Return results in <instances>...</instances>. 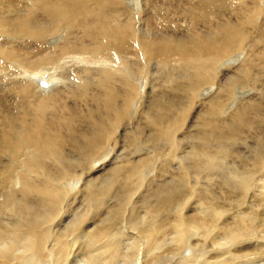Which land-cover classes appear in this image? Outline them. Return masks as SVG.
Here are the masks:
<instances>
[{"label": "bare ground", "instance_id": "1", "mask_svg": "<svg viewBox=\"0 0 264 264\" xmlns=\"http://www.w3.org/2000/svg\"><path fill=\"white\" fill-rule=\"evenodd\" d=\"M263 1L0 0V264L264 259Z\"/></svg>", "mask_w": 264, "mask_h": 264}, {"label": "rangeland", "instance_id": "2", "mask_svg": "<svg viewBox=\"0 0 264 264\" xmlns=\"http://www.w3.org/2000/svg\"><path fill=\"white\" fill-rule=\"evenodd\" d=\"M196 1H198V0H123V4H124V7H125V9H127L128 11H134L135 10V8L136 9H138V8H141V3H142V5H143V12H142V15H144L145 14V21L143 20V22H144V25H145V28L147 29V30H149V33H151L150 34V36L152 35V36H156L157 35V33H159L158 35H162V34H166L167 32H169V33H174V32H176V33H174V34H176V36H180V37H188V35H190V37L192 36V32H190L189 30H187L188 28L186 27V24H187V22L184 20V16H183V14H184V12L183 11H187V12H192L193 11V9H195V6H193V5H191L192 6V9L190 8L191 6H188L189 4H194V2L196 3ZM141 2V3H140ZM152 2V3H151ZM264 2V1H263ZM151 3V4H150ZM183 3V4H182ZM159 4V5H158ZM133 5H134V8H133ZM145 5V6H144ZM187 5V6H186ZM154 6V7H153ZM184 7H188V8H184ZM132 8V9H131ZM178 8V9H177ZM156 9H158V11H160V13L158 12V11H155ZM162 9V10H161ZM191 9V10H190ZM150 10V11H149ZM147 11V12H146ZM135 12V11H134ZM133 12V13H134ZM170 12V13H169ZM172 12V13H171ZM157 13V14H156ZM171 14V15H170ZM157 15H159V16H157ZM149 17V18H148ZM232 17V18H231ZM234 17H236V18H234ZM174 18V19H173ZM178 18H179V20H178ZM171 19H173V20H178V22L176 21H173V22H175V23H170L171 21ZM229 19H237V16L234 14L233 16L232 15H230V17H229ZM158 20V21H157ZM159 20H161V22L159 21ZM163 21V22H162ZM186 23H185V22ZM146 22V23H145ZM181 22V23H180ZM157 23V24H156ZM263 23H264V20H263ZM162 24V25H161ZM156 25V26H155ZM175 27H176V29H175ZM177 27H179V28H177ZM174 29V30H173ZM207 29V30H206ZM152 30V31H151ZM202 30L204 31V32H210V30H211V27H209V26H206V27H203L202 28ZM151 31V32H150ZM189 31V32H188ZM156 34V35H155ZM3 35V34H2ZM160 35V36H161ZM19 38V37H18ZM53 37H51L50 39H52ZM189 38V37H188ZM31 39V38H30ZM54 39V38H53ZM260 48V50L258 49V52H263L264 53V51H262L263 50V47L261 48V46H256V48L255 49H257V48ZM262 49V50H261ZM240 53L239 52H237V53H235L233 56H234V58L236 59L237 57H238V55H239ZM173 57V56H172ZM176 57V56H175ZM177 58V57H176ZM235 65V64H234ZM234 67V66H233ZM229 68V69H231V70H234L236 67H234V68ZM259 69V74H260V76L264 79V70H262V69H260V68H258ZM232 73V72H231ZM158 75V74H157ZM234 75H236V73L234 72ZM1 81V80H0ZM162 83V82H161ZM163 84V83H162ZM2 84L0 83V100L2 99L3 101H5L4 103L6 104V107H7V109L8 110H10V111H12L11 109H13V110H15V112H16V108H13L14 107V105L13 104H15V102L17 101V97L16 96H18L17 95V93H15V94H12V93H10V92H8L7 90H6V88L4 87V89L2 88ZM2 88V89H1ZM164 88L165 89H167L165 86H164ZM162 86L159 88H157V91H162V89H164ZM159 89V90H158ZM164 89V90H165ZM201 89V88H200ZM249 89H251V88H248V89H246V90H249ZM245 90V91H246ZM3 91H5V92H3ZM199 92H201L200 94H202V92H203V89L202 90H199ZM14 95V97H12V96ZM250 96V94H246V95H244V96H242V97H240L239 98V100L241 99H244V98H247V97H249ZM2 97V98H1ZM6 97V100L4 99ZM16 97V98H15ZM69 98H65L64 99V101L68 104V105H70V107L72 108V105H74V109H79L80 107H82V106H80L79 105V107H78V104H88L90 101H88V102H82V101H80L79 100V102H77L78 101V99L79 98H75V97H71V96H68ZM257 98H259L260 100H262L263 99V97L261 96V95H257ZM10 99V100H9ZM68 100V101H67ZM7 101V102H6ZM75 101V102H74ZM14 102V103H13ZM70 102V103H69ZM73 102L75 103V104H73ZM11 103V104H10ZM91 103V102H90ZM10 104V105H9ZM72 104V105H71ZM92 104V103H91ZM75 105H76V107H75ZM11 106H12V108H11ZM2 114L3 115H5V113L4 112H2ZM49 116H50V114H49ZM191 116V115H190ZM65 134H66V132H65ZM191 142H193V140L191 141ZM194 143V142H193ZM244 143L243 142H240V145H239V147H237L238 148V150H239V148H240V150H247L246 148H245V146L243 145ZM127 151H129L128 150V148H127ZM130 151H132V149H130ZM130 151L128 152V153H130ZM128 153H126L125 155H129ZM107 165V166H106ZM102 168H105V169H109V164H105V166L104 167H102ZM100 169L99 171H98V174H100L101 172H103V169ZM101 171V172H100ZM97 174V173H96ZM75 179V178H74ZM73 183L75 184V180L73 181ZM78 197H79V199H81L80 197H81V195L80 194H78ZM79 199H78V201H79ZM75 203V202H74ZM250 244H256V242L254 241L253 243H250ZM249 247H246V248H244V250H242L241 251V253L242 254H247V255H249V256H252V257H256L257 255L258 256H260V257H256L257 259H258V261H257V259H255V258H253L254 260H252V263L253 264H255V260H256V264H264V259H262L263 257V255H261V254H256L254 251H253V249H252V247H250V246H254V245H248ZM77 254H74V257L75 258H78V257H82L81 255L79 256H76ZM254 255H256V256H254ZM79 259V261H81L80 259L81 258H78ZM215 259L216 258H209L206 262H205V264H208V261H215ZM79 261H76V262H78L79 263ZM260 261V262H259ZM125 261H123V260H121L120 261V264H125L124 263ZM128 263V262H127ZM126 263V264H127ZM133 264V262H131V261H129V264ZM135 264V263H134ZM139 264V263H138ZM240 264V263H239ZM241 264H243V263H241Z\"/></svg>", "mask_w": 264, "mask_h": 264}, {"label": "water", "instance_id": "3", "mask_svg": "<svg viewBox=\"0 0 264 264\" xmlns=\"http://www.w3.org/2000/svg\"><path fill=\"white\" fill-rule=\"evenodd\" d=\"M40 83L43 85H47V81L45 79L40 80Z\"/></svg>", "mask_w": 264, "mask_h": 264}]
</instances>
